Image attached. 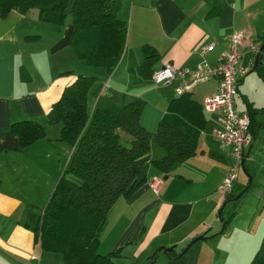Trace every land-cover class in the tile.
<instances>
[{
    "label": "crops",
    "instance_id": "crops-1",
    "mask_svg": "<svg viewBox=\"0 0 264 264\" xmlns=\"http://www.w3.org/2000/svg\"><path fill=\"white\" fill-rule=\"evenodd\" d=\"M114 11L126 21L127 33L123 53L111 72L87 63L92 67L80 65L81 70L76 69L77 56L70 44L72 17L66 16L57 25L16 10L0 16V264L44 262L45 250L25 223L34 213L33 206L45 205L70 160L73 146L60 139L61 124L48 123L46 113L76 72L97 77L87 97L89 111L94 106L117 108L123 94L139 96L144 99L139 122L150 131L155 130L170 99L178 95L175 82L156 85L137 72L143 43L152 44L158 52L152 70L165 62L193 68L202 61L214 64L226 48L227 34L240 30L244 37L240 65L248 70L239 78L235 103L240 112L248 113V102L253 109L243 164L257 154L264 160V67L249 45L252 40L264 42V0H116ZM211 42L203 51V45ZM216 84L212 77L195 84L189 92L202 106L203 97L214 93ZM202 111L206 122L196 153L174 162L167 173L149 161L144 164L145 182L111 206L100 233V252L120 249L123 255L131 251L134 256L147 255L148 261L154 252L163 250L162 246H173L176 256L164 251L168 264L249 263L264 233L255 244V235L249 232L247 240L240 243L241 249L233 254H229L227 243L220 245V239L214 247L206 241L225 234L224 224L206 234L215 224L207 220L204 205L211 200L209 212L218 208L220 216L225 192H220L218 185L228 171L225 159L231 154L229 146L211 133L219 124V113ZM20 119L45 125V135L20 147L17 135L9 131L11 123ZM153 177H162L157 191L149 185ZM200 233L204 237L188 247L201 242L198 248L183 261L188 249L179 252L175 247L181 243L184 247Z\"/></svg>",
    "mask_w": 264,
    "mask_h": 264
},
{
    "label": "trees",
    "instance_id": "trees-1",
    "mask_svg": "<svg viewBox=\"0 0 264 264\" xmlns=\"http://www.w3.org/2000/svg\"><path fill=\"white\" fill-rule=\"evenodd\" d=\"M115 1L0 0V16L10 10L26 13L37 7L39 20L61 25L70 14V44L75 55L111 72L123 53L127 33L126 21L114 11ZM140 50L142 60L136 70L149 78L158 52L150 43L141 44ZM96 78L76 72L47 110V122L61 124L59 137L70 143L73 151L43 208L25 223L43 250L61 253L63 264H114L120 249L99 251L100 233L111 206L145 182L142 170L147 161L167 173L174 162L195 154L206 122L200 102L190 92L170 99L153 131L139 122L144 103L139 96L123 94L119 107L94 106L89 111L87 97ZM252 111L248 102L251 133ZM9 131L23 147L42 138L45 125L20 119L11 123ZM121 131L129 135L128 144L120 141ZM233 195L230 189L226 191L224 202ZM167 253L178 254L172 249ZM155 256L156 252L152 258ZM248 264H264V235Z\"/></svg>",
    "mask_w": 264,
    "mask_h": 264
},
{
    "label": "built area",
    "instance_id": "built-area-1",
    "mask_svg": "<svg viewBox=\"0 0 264 264\" xmlns=\"http://www.w3.org/2000/svg\"><path fill=\"white\" fill-rule=\"evenodd\" d=\"M226 48L218 54L217 61L209 64L206 61L198 63L195 67H178L171 62H165L151 71L150 78L156 85L175 82L176 94L189 92L192 87L200 82L214 77L217 84L215 92L205 95L202 99V108L205 111H217L219 124L211 129L212 135L222 145L229 146L231 163L228 171L222 177L218 189L228 191L237 179V168L243 164L245 148L250 142V117L246 112H240L235 103L238 90V81L248 67L240 65L241 47L244 42L240 30H232L226 36ZM263 42L252 40L250 48L259 53L261 64L264 67ZM213 42L203 45L202 50H208ZM162 182V177H153L149 181L150 187L157 191Z\"/></svg>",
    "mask_w": 264,
    "mask_h": 264
},
{
    "label": "rangeland",
    "instance_id": "rangeland-1",
    "mask_svg": "<svg viewBox=\"0 0 264 264\" xmlns=\"http://www.w3.org/2000/svg\"><path fill=\"white\" fill-rule=\"evenodd\" d=\"M67 18H71V15L68 14ZM80 65H83L84 67H92L87 66L86 62L83 59H79L76 57V69H80L83 67H79ZM237 105L239 106V103ZM121 132L122 133L120 135V141H122L124 144H128L127 139L129 138V135L123 131ZM154 147H157V145L154 144ZM231 160L232 159L230 155L229 158L226 157V166L229 165L228 167H230ZM194 185V183L191 184V187H194ZM230 188L233 189L234 195L225 202L222 201L220 203V213L222 219L217 214L218 208L214 213L209 212L210 208L213 205V202L211 200H208L205 203L204 209L205 215L207 213V220L213 221V223L215 224L213 227H209L206 234L212 233L217 230V225L219 226L218 228H221L224 224V220L227 219L224 227L225 234H221L220 236H217L215 238L208 237L206 241H209V246H217L216 241L220 239V241L222 242L220 243V245L223 243H227L226 245L230 248L229 249L227 247L229 254H233L241 249L240 243L243 242L242 239H244V241L247 240L249 232L255 235V244L259 243V240L262 234L264 233V160L261 159L257 154L251 161L248 160L245 164H240L237 168V179L234 181L232 187ZM219 191L225 192L223 190ZM239 193L240 195L237 196ZM33 207L32 208L34 212H39L43 205L40 202L38 206ZM215 217H217L216 220ZM191 239H189V241L184 245V247H181V243L178 244L175 249L179 252L183 251V249L186 247V245L190 242ZM199 243L201 242L192 245L191 248L185 252L184 256L182 257L183 261L188 259L191 253H193V251L198 248ZM130 252L131 251L126 252L123 255L120 254L119 256L114 257V264H148L152 259H154V264L169 263L167 258L165 257L164 250H158L156 256L154 258L150 257L148 261L146 258L147 255L134 256L133 252ZM220 255H224V252ZM144 259H146L145 263H143ZM43 264H63L61 253L57 251L45 250Z\"/></svg>",
    "mask_w": 264,
    "mask_h": 264
},
{
    "label": "water",
    "instance_id": "water-1",
    "mask_svg": "<svg viewBox=\"0 0 264 264\" xmlns=\"http://www.w3.org/2000/svg\"><path fill=\"white\" fill-rule=\"evenodd\" d=\"M28 13H30V16H31L32 18L36 19V18H38V15H39V9H38L37 7H32V8L29 9ZM263 47H264V42L260 45V49H259V50H261ZM256 61H257V62H261V60H260V56H259V53H258V55H257V57H256ZM245 156H246V153L244 154L243 161H244ZM165 176H166V175H165ZM239 195H240V193H239L237 196H239ZM203 237H204L203 233L194 236V237L190 240V242L186 245V247L183 249V251L186 250V249H188V247H189L194 241H196V240H198V239H200V238H203ZM162 249H163L164 251H168V250L173 249V246H168V247H166V246H162ZM153 260H154V259H152L148 264H152Z\"/></svg>",
    "mask_w": 264,
    "mask_h": 264
}]
</instances>
